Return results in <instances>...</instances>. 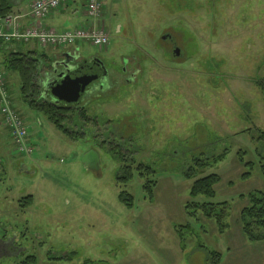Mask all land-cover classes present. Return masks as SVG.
<instances>
[{
    "label": "rangeland",
    "instance_id": "374dc122",
    "mask_svg": "<svg viewBox=\"0 0 264 264\" xmlns=\"http://www.w3.org/2000/svg\"><path fill=\"white\" fill-rule=\"evenodd\" d=\"M70 1L72 27L102 22L110 32L107 49L80 39L82 59L99 54L120 69L122 55L143 53L144 73L137 89L86 93L77 108L85 106L86 117L68 113L82 123H65L78 134L72 139L45 113L22 111L19 74L9 71L6 86L31 129L26 142L33 152L16 151L2 127L0 247L22 253L0 254V264H210L217 260L213 251L219 264H264V240L249 241L240 221L246 196L264 194V0H99L101 20L83 12L86 0ZM166 33L185 59L170 56ZM134 115L142 150L134 146V164L157 168L153 200L137 172L119 184L121 164L90 138L104 141L109 120L125 124ZM91 149L100 155L98 169L83 163ZM222 155L199 174L221 177L216 197L194 200L229 203L220 231L214 219L186 212L193 180L184 171L195 159ZM121 190L134 196L132 206L120 200Z\"/></svg>",
    "mask_w": 264,
    "mask_h": 264
},
{
    "label": "trees",
    "instance_id": "16d2710c",
    "mask_svg": "<svg viewBox=\"0 0 264 264\" xmlns=\"http://www.w3.org/2000/svg\"><path fill=\"white\" fill-rule=\"evenodd\" d=\"M12 11L13 7L9 0H0V20L9 16ZM31 54L32 53L8 54L3 60L2 65L6 71H15L19 74L22 100L26 102L31 109L45 113L48 118L51 119L65 134L70 136L72 139L77 138L78 134L68 128L65 124L68 119L72 118L73 121L77 119V117L68 115V113L71 111L73 112V110H71V108H62L49 102L40 101L38 98L39 87L37 85V66L39 64V59ZM80 115L86 117V109H84ZM260 135L264 138V131H261ZM222 157L223 155L215 157L212 160L195 159L193 166L191 165L187 171H184V176H186L187 179L193 180L189 192L192 201L185 204L186 212L192 217L198 216V213H203L205 217L214 219L219 225L220 231H223L227 226L223 223V219L227 215L229 203L227 201L215 203L210 201L200 202L194 200L200 197L208 199L216 197L217 194L215 186L221 181V177L214 173L209 175L199 174L205 172V167L210 166L214 162L217 163L222 159ZM134 162L135 160H121L120 166L124 171L121 175H118L116 179L119 184L127 185L129 182L134 180L135 172H137L139 178L143 180L142 186L145 192L149 196L150 200H153L154 187L157 184V169H154L151 165L142 162L135 165ZM260 165L264 179V157H262ZM249 174L250 173L247 172L243 175V178H247ZM119 197L120 200L128 206H132L134 196L130 192L121 190ZM246 197L249 200V205L244 207L240 213L243 233L249 241H263L264 194L260 191H255L249 193ZM31 202L32 200L30 196L26 199V203L30 204ZM177 231L182 234L181 229H177ZM209 254L211 258L212 256L217 257V260L211 262L210 264H219V252L213 251Z\"/></svg>",
    "mask_w": 264,
    "mask_h": 264
},
{
    "label": "flooded vegetation",
    "instance_id": "af4514ba",
    "mask_svg": "<svg viewBox=\"0 0 264 264\" xmlns=\"http://www.w3.org/2000/svg\"><path fill=\"white\" fill-rule=\"evenodd\" d=\"M166 42L171 43V47H168V53L171 57L174 59H185V54L181 46H179L173 37V34H165L163 37ZM186 50V49H185ZM187 51V50H186ZM74 53H68L65 55L64 58L54 62L53 66L48 71H52L53 76L56 78L58 77L59 73L69 74V67L74 66V68H80V67H87L92 69V73L99 76L97 79H95L93 82H91L85 90L84 95L78 100L71 103L63 102V100H59L56 97L53 96L51 91L46 90V85L43 84V79L41 82V85L39 87V95L38 98L40 101L43 102H49L56 106L62 107V108H71L73 112H81L85 109V106L80 111L77 110V108H80L79 104H81L83 97L86 93L92 94V97L98 96L101 97L105 93H116L118 89H121L122 85L127 86H135V88H139V81L140 77L144 73V68L142 67L144 61L143 57H147L146 54H143V56L136 54L135 52H131L126 55H122L121 57V68L117 67H109V63H107L102 56L99 54H95L93 56H89L88 59H82V55L78 51H72ZM84 70V71H87ZM90 87V88H89ZM104 88L105 91H103L101 88ZM77 114V119L75 120L77 123L76 125H81L79 123V118ZM138 118L136 115L131 117V121L125 122L119 124V122H115L112 120L110 121L111 127L106 132L107 139H104V141H100L98 136H90V138L95 140V145L98 148H105L107 152H110L113 157L116 159V161L121 164V160H130L134 161L137 156L134 151V146L139 147L140 144L138 143L137 136L135 133L137 132L136 129V123ZM131 131V133H130ZM106 146H108V149H106ZM137 150V152H141L142 150ZM92 150V149H91ZM95 150V149H93ZM109 150V151H108ZM136 150V149H135ZM96 151V150H95ZM171 154V158H173V154L169 152L167 155ZM122 156V157H121ZM121 157V158H120ZM146 163V162H145ZM148 164V163H146ZM151 165V164H148ZM152 166V165H151ZM154 168V166H152ZM157 169V168H154ZM120 171V172H119ZM123 169L121 166H119L118 173L116 175V178L118 175H121L123 173ZM8 245V244H6ZM5 248V247H4ZM11 248V244H10ZM15 253L16 255H20L22 251H10L8 252L3 249V247H0V254L3 256L10 255V253ZM0 257H2L0 255Z\"/></svg>",
    "mask_w": 264,
    "mask_h": 264
},
{
    "label": "built area",
    "instance_id": "2783aa9c",
    "mask_svg": "<svg viewBox=\"0 0 264 264\" xmlns=\"http://www.w3.org/2000/svg\"><path fill=\"white\" fill-rule=\"evenodd\" d=\"M69 2L70 0H34L31 6V15L35 19H44L54 10L66 6ZM102 10L103 4L99 0H87L86 11L88 15L99 17ZM5 19L8 20V27H4L0 22V38H5V41L16 39H25L29 41L35 38L42 45L62 47L73 45L80 39L88 40L99 48H106L109 44V32L104 25L95 27L78 26L62 32H58L53 28L31 27L27 28L25 33H22L21 30L17 28L11 29V25L15 18ZM0 114L9 128L16 151L24 154H31L33 150L26 142L29 128L25 120L20 117L11 105L9 90L6 86L5 73L1 68Z\"/></svg>",
    "mask_w": 264,
    "mask_h": 264
},
{
    "label": "crops",
    "instance_id": "0c3cea01",
    "mask_svg": "<svg viewBox=\"0 0 264 264\" xmlns=\"http://www.w3.org/2000/svg\"><path fill=\"white\" fill-rule=\"evenodd\" d=\"M9 1L13 7V11L6 18H8V19L15 18L13 24L16 22L15 26L13 24L11 25V29L17 28L19 30H25V29L31 28V27H38L37 24H40L39 27L48 29L49 26L47 24H49V25H54V26H50V28H53L58 32H62L64 30L73 29V28L78 27V26H85V25H77L74 27L71 26V25H74L73 16L69 10V7L72 6L71 1L66 6H63L59 9L54 10L52 13H50L44 19H35L32 17L31 6H32V2L34 0H9ZM86 2H87V0H86ZM84 8H85V11H83V12L85 14H88L86 11V3L84 4ZM102 16H103V12L101 13V15L99 17H96V19L101 20ZM0 22L2 25H4V27H8V25H9L8 20H6V19H1ZM100 23L103 24L102 22H100ZM55 26H57L58 28H56ZM85 27H93V26H85ZM19 42L20 41H16V40H9V41L3 42L2 38H0V68L5 73V79H6V83L8 84L7 85L8 87H9V83H8L9 71H6L2 65L3 60L5 59V57L8 54L32 53L31 54L32 56L37 57L39 59V64L37 66V85L40 86L42 79H43V76H44V73H46L51 68V66H53L54 62L64 58L65 55L68 53H74L72 51H78L79 52V48H80L79 43H78L79 40L76 41L73 45L66 46V47L42 45L37 40H34V42L29 41L31 43H28V44H19ZM46 49H48V51H46ZM9 96H10V101H11L12 107L17 111V109L13 105L11 93H9ZM18 98H19L18 102H19L23 112L26 109L27 110L31 109L27 103L21 101L22 97L19 96ZM31 110H33V109H31ZM0 117H1L0 118V143H2L6 140V138L4 136V132L6 130H4V128L2 129V127L5 126L7 129H9V128L6 125V123L3 121L1 114H0ZM30 131H31V129L29 128V132ZM2 159L3 158H1L0 160H2ZM10 256L17 257L18 255H16L15 253H12V254L10 253Z\"/></svg>",
    "mask_w": 264,
    "mask_h": 264
},
{
    "label": "water",
    "instance_id": "95a60500",
    "mask_svg": "<svg viewBox=\"0 0 264 264\" xmlns=\"http://www.w3.org/2000/svg\"><path fill=\"white\" fill-rule=\"evenodd\" d=\"M39 27L40 24H37ZM92 69L87 67L80 68L69 67V74L59 73L58 77H54L52 71H47L43 76V84L47 91H51L54 97L63 102L78 101L85 93L86 87L97 79L99 76L92 73ZM87 70V71H84ZM83 163L88 168L98 169L100 163V155L95 150H89L83 156Z\"/></svg>",
    "mask_w": 264,
    "mask_h": 264
}]
</instances>
